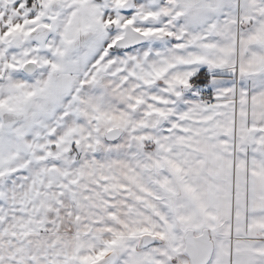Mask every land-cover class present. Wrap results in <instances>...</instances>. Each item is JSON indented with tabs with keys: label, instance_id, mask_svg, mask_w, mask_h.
Wrapping results in <instances>:
<instances>
[{
	"label": "snow or ice",
	"instance_id": "obj_1",
	"mask_svg": "<svg viewBox=\"0 0 264 264\" xmlns=\"http://www.w3.org/2000/svg\"><path fill=\"white\" fill-rule=\"evenodd\" d=\"M0 264H264V0H0Z\"/></svg>",
	"mask_w": 264,
	"mask_h": 264
}]
</instances>
